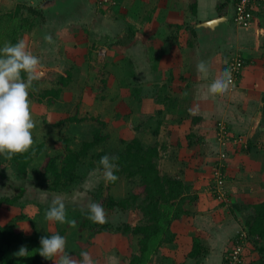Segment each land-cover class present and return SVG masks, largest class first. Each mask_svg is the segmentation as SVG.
I'll return each mask as SVG.
<instances>
[{
  "label": "rangeland",
  "instance_id": "obj_1",
  "mask_svg": "<svg viewBox=\"0 0 264 264\" xmlns=\"http://www.w3.org/2000/svg\"><path fill=\"white\" fill-rule=\"evenodd\" d=\"M99 9V6L96 9L92 7V13L95 17L91 20L83 16L81 19H74L76 21H65L64 26L61 24L49 25L47 23L46 27L43 29L44 36H40V34L34 30L24 32L22 30L19 40H25L28 49L39 57L41 69L44 72V76L41 77V80L34 81L29 90L31 113L35 125L32 130L34 139L38 142L42 140H51L49 143L50 150H57V152L63 153L66 144L58 142V139L61 137L73 138L71 146L76 148L81 144V140L92 139L94 130L98 128L103 134L109 135L105 144H101L102 146L100 148L115 153L123 150L128 142H132L135 138H139L146 147L157 146L160 149L161 155L158 159V165L162 173L169 175L180 174L184 176L185 173L194 169L188 164L192 160V149H185L184 153L181 152L178 140L181 139L183 143L186 142L189 135V133H186L192 131L195 134L194 138L197 140L196 142H198L196 145L202 144L204 146L209 145L210 147L208 157H210L212 161L214 160L215 164L210 167L207 166L209 168L204 167L203 170H209L210 175L207 186L212 196L217 197L220 201V205H217L216 210L210 214L202 213L203 217L201 222H207L208 215L212 221L218 220L215 214L225 215L227 213V215L229 214V216H231L230 207L233 200L229 198L230 193L226 187L227 180L223 179V184H220L219 188L217 186L218 192H215L213 187L218 180V176H223L222 167L226 165L225 162L227 163L225 158L231 156V154L240 152L254 155V153H256L255 156H259V158L264 157L263 113L262 119H260L261 123H259L263 134L259 136H252V132L248 136H229L227 134L228 132L223 131L224 129L222 130V128L219 133L212 134L211 131H213L214 128L211 123H209L207 128L201 127V124L197 125L193 123V119L197 118L191 113L193 109L191 106H187L186 102L179 100L182 95L180 84L178 83L180 81L179 76L183 71H187V67L184 66L191 64L185 63L184 60L186 59V55L181 54L183 59H180L178 62L179 66L183 65L182 67H184V69L179 72L176 67H174L173 71V65L167 67L168 59L165 60V65L161 62L160 58L162 54L159 53L160 48L155 47L157 46L156 40L151 39L149 41L147 37L142 36L143 23L140 19L133 18L135 26H138V32L134 33L137 34L136 37H131L129 36L131 32L125 27L126 25L123 22L115 23V19L111 18L112 24H107L108 16L104 14L102 19H99V17H97L100 14L98 11ZM6 12L9 11L7 10ZM142 14H140L139 18L142 17ZM16 22H21V18L19 17L17 20L13 21L12 24L9 23V28H7L8 26L6 24H3L0 34L3 33L8 36L13 35V28ZM80 22L81 24H79ZM59 26H61L60 31ZM171 28H173V26ZM11 29L13 31H11ZM69 29L71 31H69ZM86 29L87 32L89 31L88 34H85L84 30ZM75 31L78 32L77 36L74 33ZM120 33L121 37H119ZM125 33L126 35L123 37L122 35ZM47 36H51V41L45 39ZM181 40L186 44V39L182 37H176L174 39L177 43ZM62 41L66 43V50L69 51L68 56H65L59 47ZM116 41L118 44L114 45ZM169 41L173 42V39ZM2 42L12 43L10 37L8 38L7 36L5 39L3 38ZM106 45L110 48L113 46V54L109 53L105 47ZM137 46L139 47L137 51L133 50ZM148 46L153 48L151 53H149L151 60L148 59L149 54L146 49ZM157 59L158 65L154 66L153 63L157 64ZM169 63L171 64V62ZM69 68L73 70L74 81L62 92L61 97L56 103H50L49 97L43 99L41 97L43 91L48 87L51 88L52 86H56V81L59 76L57 71L62 72ZM172 101H179L177 102V106L180 105L178 107L183 109L180 111L173 109ZM75 114L83 120L81 122L73 121L66 122L62 125L58 124L62 119ZM158 125H160V127L157 132ZM202 126H204V124ZM204 131L207 134L202 140L200 136ZM214 136L219 141V146L216 145V147L211 148V142ZM260 137H262V139L257 141L256 138ZM123 140H125V142H123ZM250 145H253V148L255 147L253 151L247 149ZM189 157L191 160H189ZM243 157H245V155H243ZM7 158L6 155L0 156V162L5 161ZM42 162L43 160L39 159L38 162L34 163V168L38 170ZM241 162H243V160ZM89 165L90 164L87 166ZM255 165L256 162H253L252 165H246L247 170L243 166V169L246 170L244 174L249 175L248 178L253 177L254 181L259 180L261 176L264 177V163L262 164L261 162L258 164L262 167V169L260 168L258 170L255 169ZM87 166H84V171H87ZM12 173L14 172L11 171V174ZM32 173H35V171H32ZM98 175L104 184L105 189L102 193L104 196L110 193L116 199H122L138 191L140 188L138 186L139 178H134L135 180H133V178H127L123 175L118 183L108 189V182L104 181L103 172L99 170ZM12 176L15 179L14 182L17 184H34L32 180L34 178L22 181L17 179L15 174ZM225 177L227 176H224V178ZM36 181H40V177L39 180L37 179ZM91 185L92 183L86 185L89 189L85 190V193H83V199L79 205L82 209L75 211L76 216L72 215V217L81 218L79 215L81 211H88V206L93 202L98 203L97 199H95V194L98 193V189L93 187L97 185V183H94L93 186ZM99 186H101V184ZM82 192L83 191H81V193ZM194 192L197 193L195 189ZM219 192H221V194H219ZM221 202L224 203L222 204ZM208 204L209 203H207V207H209ZM222 205L225 209L221 207ZM187 206L189 207V205ZM104 210L105 216L108 220L112 221L114 225L124 222H129L134 225L138 223L141 215L136 209L125 212H122L118 207L112 210L109 208ZM193 212H195V210L193 211L192 208V214L186 215L183 220L178 221L183 229H180L178 232L173 230L176 234L175 241L164 244L157 254L156 252L153 253L148 264H201V258L195 259L189 256L194 241L192 240L193 237L188 235V232H192L193 229ZM239 214L242 215L240 218H242L243 222L240 219L242 224L239 223V226L234 223L236 227H234L232 223L231 240L233 241L240 232L247 235V229L244 225L246 214L245 212L238 213L237 211V217ZM68 221L71 223L74 220L68 219ZM225 221L227 220L222 218V222L225 223ZM71 224L73 225V223ZM75 225L78 227V222L73 226ZM214 226H216V224L213 222V227ZM217 229L218 228H213L214 235L217 234V236H221L222 234L219 233ZM112 234L120 238L119 233ZM195 234V237H198L197 234L200 235V233L197 232H195ZM201 235L203 236V234ZM233 241H231V243ZM123 242L127 248H133L134 251L132 256L138 251L134 248L136 239L123 238ZM247 242L248 240L244 238L242 244L243 249H245ZM217 243H221V240L215 239V244ZM248 247L250 248L249 245ZM232 249L231 247L227 252H230ZM128 252H131V249L128 250ZM132 256L130 257L132 258ZM244 261L245 264L249 263L246 262V260ZM129 262L131 263V259Z\"/></svg>",
  "mask_w": 264,
  "mask_h": 264
},
{
  "label": "crops",
  "instance_id": "obj_2",
  "mask_svg": "<svg viewBox=\"0 0 264 264\" xmlns=\"http://www.w3.org/2000/svg\"><path fill=\"white\" fill-rule=\"evenodd\" d=\"M225 1L227 0H113L112 5L109 6V11L104 13L99 9L100 14L97 17L102 19L103 14L107 15V24L110 23V25L112 24L111 18L115 19V23L123 22L126 25L125 27L131 32L129 35L131 37H136L137 34L134 33L138 32V26H135L133 18L140 19L143 23L142 36L147 37L149 41L151 39L156 40L157 46L155 47L160 48L159 53L162 54L160 60L163 62V65H165V60L168 59L167 67L173 65V71L174 67L179 72L184 67H187V71H183L179 76L180 81L178 83L182 92L179 100L186 102L187 106H191L193 109L191 113L198 119L197 125L201 124V127L207 128L209 123H211L214 128H212V134L219 133L222 128V130L224 129L223 131L228 132L229 136H248L251 132L252 136H259L263 134L260 124L253 130L252 128L257 114L261 111L263 113L262 105L264 104V2L254 7L250 25L242 26L236 24L232 17L234 14V0H228L226 12L223 14L219 12V5ZM47 2L49 0H0V15L6 13L7 10L15 9L19 3L36 5L35 7L45 13L46 24L41 28L42 30L34 31L40 34V36H44L43 29L47 23L49 25L61 24L64 26L65 21H76L77 18L81 19L83 16L91 20L95 17L92 13V7L98 8L96 4L92 3V0H72L68 4L61 3V1L54 4V1H50L45 10L41 9ZM140 14H142V17L139 18ZM221 18L225 20L223 19L213 25L209 24L202 27L203 23H210ZM172 26L173 28H171ZM59 28L60 31L61 26ZM69 31L71 30L69 29ZM74 33L77 36L78 32L75 31ZM88 33L89 31H85V34ZM124 35L126 33L122 36L124 37ZM119 37H121V33ZM176 37L186 39V44L182 40L179 43L174 41ZM172 39L173 42H170L169 40ZM61 43L63 44L62 53L68 56L69 51L66 50L65 41ZM116 44H118L117 41L114 45ZM105 47L110 54H113V46L110 48L106 45ZM138 48L137 46L133 50L137 51ZM146 49L149 54L153 48L148 46ZM181 54L186 55L185 63L191 64L184 67H182L183 65L179 66V60L183 59ZM235 56H242L244 59L242 73L234 83L229 85L227 91L211 90L209 87L210 81L216 75L222 74L224 69H228L229 62ZM202 58L206 59L208 67L204 71H199L197 64ZM148 59L151 60L150 54ZM153 65H158V59L157 64L153 63ZM177 102L179 101H172V107L176 111H180L183 108L178 107L180 105L177 106ZM203 124L204 126H202ZM188 133L190 132L186 134ZM206 134L205 131L202 132L200 136L202 140L204 139L203 137H206ZM261 139L262 137L256 138L257 141ZM178 142L181 152L184 153L185 149H192V160L189 157V160L192 162L190 161L188 164L194 169L187 173L184 172L185 175H182V178L191 183L199 195V201L193 209V211L195 210L193 212V229L192 232H188V235L193 237L192 240H194L196 236L195 232L200 233V235L203 234V236L197 235L208 244V251L205 256L201 257V264H224L226 252L232 247V223L234 227H236L235 224L238 226L239 223L242 224L239 217L242 215L239 214L237 217V210L235 214L230 207L231 216L227 215V213L225 215L215 214L218 220L212 221L208 215L207 222H201L202 213L210 214L217 209V205H220L219 199L212 196L207 186L209 183V170H203L204 167L209 168L213 166L215 162L208 157V152L210 151L209 145L197 144L191 148L188 145V140L183 143L180 139ZM216 145L219 146V141L214 136L211 148L216 147ZM254 148L249 149L247 147L248 150L252 151ZM255 154L251 155L250 153L244 154L239 152L225 158L227 163L225 162L226 165L224 164L225 166L222 168L224 175L227 176L225 180H227L226 187L230 193L229 198L233 200L231 206L242 202L253 205L264 201V177L261 176L259 180L254 181L253 177L248 178L249 175L244 174L247 170L246 165H252L253 162H256L255 169H262L258 164L264 163V157L259 158ZM242 160L243 162H241ZM243 166L246 170L243 169ZM98 171L99 169L97 168L89 171L83 182V189L73 192H67L62 189L57 191L46 190L39 181L32 179L34 184H25L27 190L18 205L7 206L3 204L0 206V226L16 223L26 236L32 235L35 231L45 234H55L63 231L66 238L65 251L67 253L87 251L90 253L95 264H131L129 262L130 256H132L134 250L133 248H127L121 235L118 238L109 232L92 234V231L88 229L81 230L79 228L80 223L75 217L72 220L75 223L78 222V227H76L77 225L73 226L68 219L64 223L47 221L45 219V211L56 196L63 198L67 210L71 209L70 211L75 213V211L82 209L79 205L83 199L84 191L89 189L86 185L92 183L91 186H93L94 183H97L93 187L98 189L100 188L98 186L102 184ZM12 178L14 179L13 176ZM81 191L83 192L81 193ZM5 193V188L0 184V196ZM207 203H209V207H207ZM73 204L74 206L71 207ZM221 207L223 208V205ZM103 208L108 209L107 205ZM71 215L73 214L66 216ZM222 218L227 221L225 223L222 222ZM178 221H175L172 225V229L175 232L183 229ZM213 222L216 224L214 227ZM213 228H218L217 231L222 235H214ZM215 239H220L221 243L215 244ZM246 246L244 249L246 262L250 264H262L259 254L254 250L253 244L248 241ZM22 247L20 243H14L10 247L11 255L20 257L19 251ZM130 249L131 252H128ZM2 261L3 256H0V264ZM44 264H55V262L46 259Z\"/></svg>",
  "mask_w": 264,
  "mask_h": 264
},
{
  "label": "trees",
  "instance_id": "obj_3",
  "mask_svg": "<svg viewBox=\"0 0 264 264\" xmlns=\"http://www.w3.org/2000/svg\"><path fill=\"white\" fill-rule=\"evenodd\" d=\"M93 3L105 13L109 11L113 0L107 2L101 0H92ZM238 1V0H235ZM228 0L219 5V12H226ZM28 14V15H27ZM29 16V17H28ZM21 18V22L14 24L13 35L0 34V46L6 36L15 44L24 31L38 30L40 31L46 24V16L42 10L37 7L26 4H19L15 9L0 15V31L1 26L6 24L9 28V23ZM20 23V24H19ZM19 24V25H17ZM42 30V29H41ZM87 32V29L85 30ZM42 32V31H41ZM19 34V35H18ZM60 43V49H62ZM73 52V51H72ZM58 80L56 86L46 88L41 97L44 99L49 97V102L54 104L61 97L62 92L71 85L74 81V73L72 69H65L58 72ZM26 79V76L22 73ZM41 80V79H40ZM105 82V80H104ZM264 102V96H263ZM83 119L76 114L62 119L58 124L66 122H81ZM198 119H193V123H197ZM263 130H264V105H263ZM159 127V125H158ZM157 127V132L158 128ZM109 135L103 134L100 129L96 128L92 134V139L81 140V144L73 148L71 146L73 138H60L57 141L66 144L65 151L57 152L49 148L51 140L36 141L33 137V144L27 152L17 153L11 158L0 162V184L5 188V194L0 196V206H14L20 203L22 196L27 190L25 184H17L12 175L22 181L28 179H38L39 183L46 190L57 191L66 190L73 192L82 190L84 181L89 171L95 168L102 171V166L99 164L100 158L104 155L116 157L114 163L116 165L115 175L118 177L116 181L108 182L107 188L110 189L118 183L121 176L127 178H139L138 191L131 193L128 197L116 199L108 193L104 196V184L98 188V193L95 194V199L103 207L112 210L118 207L122 212L136 209L141 215L138 223L132 225L129 222H124L114 225L108 220L103 224L94 223L87 216V211H81V218H77L80 223V229H88L94 233H119L122 238L136 239L134 248L138 250L131 258V264H148L151 260V255L156 254L161 250L164 244L172 243L176 239V234L172 229V224L177 220H182L186 215L192 214V208L196 207L199 201V195L194 192L191 183L185 182L179 174L162 173L158 165L160 158V149L157 146L146 147L139 138H135L132 142H128L125 148L119 152L112 153L111 151L102 150L101 144H105ZM194 132L188 135V145L193 148L197 140L194 138ZM125 142V140H123ZM252 145L249 149H252ZM4 154H0L2 156ZM43 160L38 170L34 168V163L38 160ZM88 162V163H86ZM90 164L89 166H87ZM87 166V171H84V166ZM11 171L14 172L11 174ZM35 171V173H32ZM38 171V172H37ZM222 179L224 178V170ZM32 174V175H31ZM218 183L215 182L213 187L217 191ZM221 194V192H219ZM225 202V201H224ZM222 202V203H224ZM189 205V207L187 206ZM67 207V206H66ZM70 207V206H68ZM73 207V205H71ZM232 211L236 214V210L245 212V226L247 231L246 240L251 242L255 251L260 256L261 263L264 264V201L258 204H242L236 203L231 206ZM66 209V215L75 213ZM68 212V213H67ZM76 216V215H75ZM72 215L67 216V219L72 220ZM64 236V232H59ZM52 233H41L35 231L32 235L26 236L23 230L16 223H9L0 226V256H3L1 264H44L46 259L39 254L40 239L43 236H50ZM243 232L239 233L237 238L232 242V248H235L239 243H243ZM14 243H20L28 252L25 256L15 257L11 255L10 247ZM87 247V245H86ZM86 250V248H85ZM233 250V249H232ZM208 251V244L200 237H195L193 248L189 254L191 258L200 259L205 256ZM80 252H70L69 254L75 260H80ZM231 252V250H230ZM226 253L224 264H227L228 254ZM243 259L245 257L243 255ZM250 264V263H246Z\"/></svg>",
  "mask_w": 264,
  "mask_h": 264
},
{
  "label": "clouds",
  "instance_id": "obj_4",
  "mask_svg": "<svg viewBox=\"0 0 264 264\" xmlns=\"http://www.w3.org/2000/svg\"><path fill=\"white\" fill-rule=\"evenodd\" d=\"M51 41V36L45 37ZM208 67L206 59H200L197 64L199 71ZM22 73L26 76H22ZM44 76L40 59L33 54L23 39L15 44L5 42L0 46V154L11 158L17 153L27 152L33 144L32 130L34 120L31 113L29 90L33 82ZM232 83L231 73L226 68L222 74L216 75L209 84L213 91L225 92ZM116 157L104 155L100 158L103 179L113 182L118 179L115 175ZM87 216L94 223L103 224L106 221L105 210L99 203L93 202L88 206ZM47 221L64 223L67 220L66 206L61 196L52 199L45 211ZM73 225L75 221H72ZM66 238L59 233L43 236L40 239L39 254L55 264H95L90 253H80L77 261L65 251ZM28 252L22 247L20 256Z\"/></svg>",
  "mask_w": 264,
  "mask_h": 264
},
{
  "label": "built area",
  "instance_id": "obj_5",
  "mask_svg": "<svg viewBox=\"0 0 264 264\" xmlns=\"http://www.w3.org/2000/svg\"><path fill=\"white\" fill-rule=\"evenodd\" d=\"M101 1L107 2L109 0ZM261 2H264V0H234V14L232 17L235 23L242 26H249L252 18L253 9L255 6L260 5ZM243 66L244 59L242 56H235L229 62L228 70L231 73L232 83H234L237 80L238 76L242 73ZM217 183L218 188L220 184H223V179L221 176H218ZM245 237L247 236L244 233L242 239L244 240ZM242 244L243 243H239L238 246L231 250L230 254H228L227 256V264H245V261L243 259L244 249Z\"/></svg>",
  "mask_w": 264,
  "mask_h": 264
},
{
  "label": "water",
  "instance_id": "obj_6",
  "mask_svg": "<svg viewBox=\"0 0 264 264\" xmlns=\"http://www.w3.org/2000/svg\"><path fill=\"white\" fill-rule=\"evenodd\" d=\"M50 1H54V4H56V2H60L61 1V3H66V4H68V3H71L72 2V0H69V1H66V0H49V2H47V4L46 5H43L42 7H41V9H46L48 6V3H50ZM224 19V18H223ZM222 18L221 19H218V20H214V21H212V22H210V23H203L202 24V27H205V26H208L209 24L210 25H213V24H215V23H218V22H220V21H222L223 20ZM225 20V19H224ZM262 117V111L258 114V116L256 117V119L254 120V125H253V128H252V130L254 129V128H256L257 127V125L259 124V122H260V119H262L261 118ZM240 217V216H239ZM241 220H242V218H240ZM242 222H243V220H242ZM244 224V223H243ZM245 225V224H244Z\"/></svg>",
  "mask_w": 264,
  "mask_h": 264
}]
</instances>
